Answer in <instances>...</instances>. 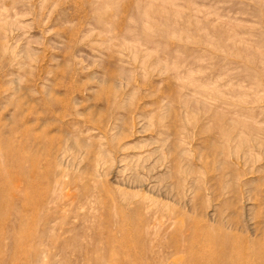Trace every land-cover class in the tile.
<instances>
[{
    "label": "rangeland",
    "instance_id": "374dc122",
    "mask_svg": "<svg viewBox=\"0 0 264 264\" xmlns=\"http://www.w3.org/2000/svg\"><path fill=\"white\" fill-rule=\"evenodd\" d=\"M0 264H264V0H0Z\"/></svg>",
    "mask_w": 264,
    "mask_h": 264
},
{
    "label": "bare ground",
    "instance_id": "6f19581e",
    "mask_svg": "<svg viewBox=\"0 0 264 264\" xmlns=\"http://www.w3.org/2000/svg\"><path fill=\"white\" fill-rule=\"evenodd\" d=\"M224 242V241H223ZM211 262L213 261L212 259L210 260ZM209 260L208 261H206V262H210Z\"/></svg>",
    "mask_w": 264,
    "mask_h": 264
}]
</instances>
